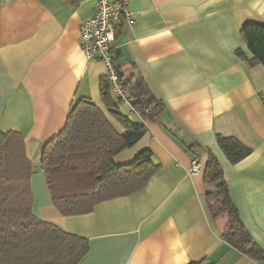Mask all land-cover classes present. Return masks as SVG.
Wrapping results in <instances>:
<instances>
[{
    "label": "crops",
    "instance_id": "0c3cea01",
    "mask_svg": "<svg viewBox=\"0 0 264 264\" xmlns=\"http://www.w3.org/2000/svg\"><path fill=\"white\" fill-rule=\"evenodd\" d=\"M130 9L133 25L117 24L114 64L139 74L164 110L150 121L120 106L147 132L114 161L129 163L148 149L159 169L132 194L64 216L39 158L74 100L89 99L106 113L105 65L87 60L79 42L95 0H0V132L23 136L32 214L88 240L78 264H264L221 237L226 217L210 213L201 151L219 160L240 220L264 252V67L249 64L240 32L245 23L264 25V0H130ZM170 132L196 144L200 172H189L193 155ZM217 135L237 138L251 153L231 164Z\"/></svg>",
    "mask_w": 264,
    "mask_h": 264
},
{
    "label": "trees",
    "instance_id": "16d2710c",
    "mask_svg": "<svg viewBox=\"0 0 264 264\" xmlns=\"http://www.w3.org/2000/svg\"><path fill=\"white\" fill-rule=\"evenodd\" d=\"M240 32L252 56L249 64L264 67V25L245 23ZM124 77L122 89L126 97L132 98L134 113L141 119L158 121L164 110L162 102L139 74ZM100 91L106 113L89 99L74 100L64 127L40 152L39 167L47 178L52 203L64 216L88 213L101 201L132 194L159 169L148 149L129 163H115L114 156L136 144L147 128L120 112L106 77ZM261 100L264 108V96ZM111 119L123 129L119 130ZM171 134L193 157H198L196 144ZM216 142L231 164L251 153L250 147L233 136L217 135ZM201 151L207 156L203 178L208 186L210 213L213 218L226 217L221 237L239 252L264 260L263 250L249 235L230 199L219 160L209 149ZM31 174L23 136L0 132V264H78L89 250L88 240L32 214ZM189 264L207 263L200 260Z\"/></svg>",
    "mask_w": 264,
    "mask_h": 264
},
{
    "label": "built area",
    "instance_id": "2783aa9c",
    "mask_svg": "<svg viewBox=\"0 0 264 264\" xmlns=\"http://www.w3.org/2000/svg\"><path fill=\"white\" fill-rule=\"evenodd\" d=\"M134 13L130 9V0H95L94 14L83 20L79 27L80 47L87 60H100L106 68L110 92L113 93L119 102V108L127 107L133 111L131 106L132 98L126 97L122 89L124 75L119 74L113 57V45L116 39L118 22L127 26L134 23ZM202 165L198 157L191 160L190 173L200 172Z\"/></svg>",
    "mask_w": 264,
    "mask_h": 264
},
{
    "label": "rangeland",
    "instance_id": "374dc122",
    "mask_svg": "<svg viewBox=\"0 0 264 264\" xmlns=\"http://www.w3.org/2000/svg\"><path fill=\"white\" fill-rule=\"evenodd\" d=\"M111 94H112L113 98L116 99L115 95L113 93H111Z\"/></svg>",
    "mask_w": 264,
    "mask_h": 264
}]
</instances>
